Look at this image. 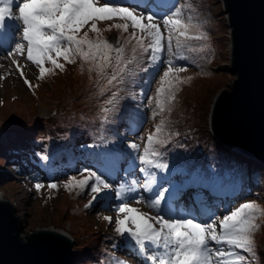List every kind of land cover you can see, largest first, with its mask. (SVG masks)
<instances>
[{
  "label": "rangeland",
  "instance_id": "1",
  "mask_svg": "<svg viewBox=\"0 0 264 264\" xmlns=\"http://www.w3.org/2000/svg\"><path fill=\"white\" fill-rule=\"evenodd\" d=\"M153 1L151 4L149 1L145 2L144 8H139L129 2L112 0L114 5L133 9L137 15L146 16L148 12H152L161 19L173 10L174 5L191 4L198 10V18L209 37L207 41H193L191 45L199 49L206 44L205 51H186L184 55L188 59L174 62L175 66L186 69L178 73L186 82L179 86L172 110L162 114L154 115L157 111L154 97L160 76L168 67L166 61L170 57L166 51L161 54V58L165 57L158 62V71H143L148 67V54H145L142 59L130 66L132 69L130 76L101 93L99 89L106 81L98 80L96 73L89 72L88 65L82 66V61L78 58L75 63H65L61 59L60 62L65 63L63 70L56 69L46 74L44 79H38L37 67L27 62L26 58L8 56L20 33L17 32L14 38H9L7 33L4 34L5 39H10L11 47L0 48V53H4L2 55L4 58H0V200L12 203L14 215L19 217L23 227V236L40 228H54L66 232L73 241L70 264H116L117 260L126 261V264H148L130 237L121 236L115 231L117 215L115 206L127 202L141 212L156 215L157 212L150 209L145 202L154 199L155 195L145 198L128 193V198L121 201L115 195V188L121 184L134 183L137 191L139 189L146 191L141 185L145 183L147 176L140 171L142 166L136 157L143 150L148 134L162 119L166 121L164 136L169 146L172 144L181 155H185L195 144H200L204 147L200 154L205 155L195 154L194 150L190 152L194 156H163L167 163L174 157H179L191 167L204 169L207 167L206 162H209L212 169H217L215 172L221 171L220 173L228 175L223 180L216 176L214 171H204L206 180L217 178L218 181L211 185L214 190L226 191L225 194L220 192L212 194L210 190L204 189L207 199L214 205V211L204 222L222 219L224 215L245 202H255L264 209V162H259L253 156H243L223 146L213 137L209 127L208 117L213 98L219 90L228 88L234 79V75L229 71L230 35L221 0H178L177 3L169 0ZM13 2L15 3V0ZM104 2L105 0H99L100 4ZM13 11L18 14V4L13 6ZM185 13L192 14L187 7ZM118 23L124 21L119 18L97 21V26L101 30L99 35L115 47L123 45L134 31L130 26L127 32L115 28L114 25ZM110 25L112 27L109 30ZM161 30L163 32L162 24ZM85 31L88 32L89 38H97V33L91 31V22L81 30L80 35ZM135 31L140 35L139 30ZM164 34L167 35L166 32ZM134 43L135 41H131L125 45V55L128 58H131ZM12 59L18 60L25 77L33 87L29 88L24 83L16 67L11 63ZM46 67L52 66L46 64ZM107 72L108 75L112 74L111 69ZM113 93L116 95L114 104L106 103L112 99ZM104 108L111 111L104 113L102 111ZM132 118L134 128L128 131L120 129L117 134L112 131V129L115 131L116 126L123 125L124 119L127 120V126L123 129L127 130ZM101 127L110 139H118L115 143L123 142L124 149L131 152L124 156H129L131 160L127 158L117 163L116 158L119 156L113 149L104 156L94 151H91L93 155L86 156L81 154L80 149L79 154L73 156H35L40 149L45 150V153L46 150L55 153L71 150L73 152L74 148L81 146L83 142L88 144L90 143L88 140H101L105 133L98 137L92 136L98 133ZM2 134L8 135L9 142L6 144L3 143ZM11 136L17 138L12 140ZM133 142L139 145V148H132ZM11 143L16 145L13 146ZM11 150L19 152L11 155ZM88 163L98 167V174H102L113 185V189L110 192L106 191L99 199L85 207L92 200L90 185L94 181L90 180L82 190L66 189L64 184L69 177L81 179L88 175L85 169L98 170ZM128 168L135 175L130 176ZM245 170L252 173V178L245 176L241 182L238 178L230 177L244 174ZM153 172L158 177L157 175L163 171L153 169ZM138 177H142L144 182L141 183ZM197 178L192 176L186 180L187 182L177 185L180 180L172 169H168L164 176L156 179V186L158 185L156 194L159 190L167 189L169 190L167 197L169 193L184 189L186 185L184 201L187 202L190 191L202 189ZM36 183L42 184L43 187L37 190L34 187ZM49 183L57 184V188H49ZM244 185L246 187L241 190L240 187ZM140 198L141 202L137 203ZM182 204L184 205L183 202ZM176 212V209L172 208L171 215L163 214L166 218H191ZM104 216L113 217L112 222L106 221ZM257 223L260 228L254 233L257 257L253 264H264V214L258 216ZM132 250L135 256L131 254ZM237 251L247 255L242 250Z\"/></svg>",
  "mask_w": 264,
  "mask_h": 264
},
{
  "label": "snow or ice",
  "instance_id": "2",
  "mask_svg": "<svg viewBox=\"0 0 264 264\" xmlns=\"http://www.w3.org/2000/svg\"><path fill=\"white\" fill-rule=\"evenodd\" d=\"M16 4L18 14L13 11ZM186 7L192 14L185 13ZM114 18L124 21L115 24V28L127 32L130 26L134 30L120 47H115L102 38L99 35L101 30L97 26V21H111ZM89 22L91 31L97 33L96 39L89 38L87 31L80 35ZM111 27L112 25L109 30ZM0 29L3 30L0 31V48L11 47L10 39L4 38L5 33L9 38L16 37L17 32L20 33L8 56L26 58L27 62L37 67L38 79H44L46 74L56 69L63 70L65 63H75L78 58L82 61V66L88 65L89 72L96 73L98 80L106 81L99 89L101 93L130 76V66L145 54H148V67L143 71H158L161 54L166 51L170 58L166 61L168 67L160 76L159 86L156 88L154 100L157 111L154 115L172 110L179 86L186 82L178 75L186 69L175 66L174 62L188 59L184 55L186 51H205L206 44L199 49L191 45L193 41H207L209 38L198 18V10L188 3L174 5L173 10L161 19L152 12H148L146 16L137 15L133 9L114 5L112 0H105L102 4L99 0H15V3L13 0H0ZM135 30H139L140 35ZM131 41L135 43L131 58H128L125 55V45ZM61 59L65 63H61ZM11 63L24 83L29 88L33 87L25 77L18 60L12 59ZM46 64H51L52 67H46ZM108 69L112 70L111 75H108ZM115 99L116 95L113 93L112 99L106 103L114 104ZM102 111L108 113L111 109L104 108ZM165 126L166 121L162 119L148 134L143 150L136 157L142 166L140 171L147 176L141 187L146 191H153L155 195L154 199L145 202L157 214L150 215L127 202H121L115 206V231L121 236L130 237L148 264H253L257 257L254 233L260 228L257 218L264 214V209L257 203H241L222 219H212L210 222H201L194 217L166 218L163 214L161 205L162 201L169 202L166 198L169 190H159L156 194L153 189V185L157 184L156 173L151 169L164 170L168 167L160 160V148L167 142L164 136ZM131 147L139 148V145L133 142ZM84 171L88 175L81 179L69 177L64 187L82 190L93 180L94 183L90 185L92 200L85 205L88 207L106 191L110 192L113 185L96 171ZM34 187L39 190L43 185L36 183ZM48 187L55 189L57 184L49 183ZM136 191L134 183L121 184L115 188V195L124 201L128 198V193ZM103 218L110 223L113 220L111 216ZM237 250H242L247 255H242ZM116 264H126V261L117 260Z\"/></svg>",
  "mask_w": 264,
  "mask_h": 264
},
{
  "label": "water",
  "instance_id": "3",
  "mask_svg": "<svg viewBox=\"0 0 264 264\" xmlns=\"http://www.w3.org/2000/svg\"><path fill=\"white\" fill-rule=\"evenodd\" d=\"M230 35L229 71L209 111L213 137L243 156L264 162V0H221ZM15 209L0 200V264H70L68 234L40 228L22 235Z\"/></svg>",
  "mask_w": 264,
  "mask_h": 264
},
{
  "label": "trees",
  "instance_id": "4",
  "mask_svg": "<svg viewBox=\"0 0 264 264\" xmlns=\"http://www.w3.org/2000/svg\"><path fill=\"white\" fill-rule=\"evenodd\" d=\"M183 61V60H182ZM186 63V62H184ZM137 115L138 112L136 111ZM139 118H140V115H139ZM141 119H142V116H141ZM129 120V118H128ZM131 121H133V118L131 119ZM127 120L124 119L123 121V125L117 127L116 126V129L114 131V129H112L113 132H115L116 134L119 133V130L121 129L122 131H126V129H123L124 127L127 126L126 124ZM134 122V121H133ZM131 127V122L129 123V127L127 128H130ZM109 129H111L109 127ZM105 133V137H103L101 140H88L90 143L86 144L85 142H83L81 144V146H78V147H75L73 152L72 150L70 152H65V151H62L60 153H55L51 150H46V153H45V150L43 149H40V152L37 154L36 153V156H73V155H76V154H79V149L82 150V153L81 154H84V155H93L91 151H94V152H98L100 154H103L102 156H104L110 149H113L116 151L117 155L118 156H124V155H129L131 152L127 149L125 150L124 149V146H119V145H116L115 144V141H117L118 139H110L106 132L102 130V127L100 129H98V133L96 134H92L93 137H98L102 134ZM168 142H166V144H164L161 148H160V152H161V157L160 160L161 162L163 163H166L168 165L167 168H171L173 169L179 176L181 175H196L197 177H199L200 179H206V173H204V171L206 172H213L218 176V177H221V178H225L227 174L225 173H220L221 171L219 172H215L217 171V169H212L211 166H210V163L209 162H206L205 166H207L206 168L204 169H201V168H197V167H191L189 165H187L186 163H184L183 161L180 160L179 157H174V159H172L170 161V163L168 162L167 163V160L165 157L163 156H194L193 154H191L190 152H196L195 154H199V155H203L205 156L204 154H200L202 151V148L204 149V147H202L200 144H195L194 147H192L190 149V152L187 151V153H185V155H181L178 150L171 144V146H169L167 144ZM79 145V144H78ZM187 149H189L187 147ZM205 153V152H204ZM96 155V154H95ZM98 156V155H96ZM39 162V161H38ZM68 163V162H67ZM190 165H193V164H190ZM195 169H198V171H196ZM246 172V170H245ZM238 176V175H237ZM232 177H236V176H232ZM213 178L210 179V181H212Z\"/></svg>",
  "mask_w": 264,
  "mask_h": 264
},
{
  "label": "bare ground",
  "instance_id": "5",
  "mask_svg": "<svg viewBox=\"0 0 264 264\" xmlns=\"http://www.w3.org/2000/svg\"><path fill=\"white\" fill-rule=\"evenodd\" d=\"M122 1L123 2H129L132 4V6L139 7V8H144V6H145L144 3L146 2V0H122ZM135 4H137V5H135ZM4 48H7V46L3 47V49ZM2 55H4V53H0V58H4V56H2ZM2 137L4 138L3 143L6 144V142H9L8 135L4 134ZM16 138L17 137H15V136H11L12 140H15ZM128 171L131 172V173H129L130 176L135 175V173H133V171H131L130 168H128ZM138 178H139V181L141 183L144 182V179L142 177H138ZM153 189L157 190V186L153 185ZM183 193H184V191H174L171 194L169 193L168 196L166 197L169 202L163 201L162 205H161L163 210H164L163 213L165 215H171V210L173 208L179 212L181 210L184 212H187L186 213L187 215L194 217V218L200 220L201 222L206 220L210 216V213L212 212V210L209 208H206L200 204H197V206H194L189 201L185 202L184 201L185 197L183 196ZM135 194H137V196H139V197L143 196L145 198H150L154 194V192L153 191H147V192L145 191L144 192L143 190L139 189V191H136ZM182 202L184 203V205L182 204ZM184 212H183V214H185ZM50 229H54V228H50ZM57 230H59V229H57ZM60 231L63 232L64 234H66V232H64L62 230H60ZM131 254L133 256H135V253L133 250L131 251Z\"/></svg>",
  "mask_w": 264,
  "mask_h": 264
}]
</instances>
